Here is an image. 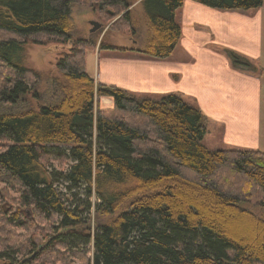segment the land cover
<instances>
[{
	"label": "trees",
	"instance_id": "obj_1",
	"mask_svg": "<svg viewBox=\"0 0 264 264\" xmlns=\"http://www.w3.org/2000/svg\"><path fill=\"white\" fill-rule=\"evenodd\" d=\"M185 1L142 0L150 38L138 52L173 54ZM191 1L221 11L264 8V0ZM75 4L123 14L112 28L136 38L131 0H0V184L19 193L15 210L0 204V264L18 256V264H264V218L243 207L255 201L264 210V152L207 148V117L181 94L139 96L97 82L87 54L98 41L75 36ZM52 43L71 47L56 63L64 81L53 79L47 98L25 49ZM223 54L235 69L257 71L245 56ZM103 98L112 109L101 107ZM54 162L71 164L56 170ZM194 198L213 204L205 211ZM221 214L254 222L258 240L230 232ZM17 228L45 242L17 244Z\"/></svg>",
	"mask_w": 264,
	"mask_h": 264
},
{
	"label": "crops",
	"instance_id": "obj_2",
	"mask_svg": "<svg viewBox=\"0 0 264 264\" xmlns=\"http://www.w3.org/2000/svg\"><path fill=\"white\" fill-rule=\"evenodd\" d=\"M177 22L182 36L169 58L121 46L128 50L105 55L95 80L138 95L181 94L206 115L208 126L225 128L226 143L264 152V76L235 69L219 49L233 48L262 63L264 8L221 11L186 0Z\"/></svg>",
	"mask_w": 264,
	"mask_h": 264
},
{
	"label": "rangeland",
	"instance_id": "obj_3",
	"mask_svg": "<svg viewBox=\"0 0 264 264\" xmlns=\"http://www.w3.org/2000/svg\"><path fill=\"white\" fill-rule=\"evenodd\" d=\"M132 6L130 8L131 13V20L133 25L136 28V38L133 39V35L131 34V31H118L115 27L112 28L113 25H120L122 26V20L121 17L123 14L118 15L114 18L107 17L106 15H100L98 14L92 7L89 6H82L75 4L71 8V17L74 24V33L77 37H83L87 39H95L98 41L96 47H92L88 50L87 54V62L90 69V75H92L93 78L97 77V68L98 65L101 66V61L103 57L107 54H110L111 51L108 48H100V43L103 42L105 45H114V46H133V48H139L143 49L149 38H150V31L147 26V22L144 16V10L142 6V0H131ZM94 21H98L102 23L103 30L97 31L94 33H91L92 25L91 23ZM71 44H49L48 46H40V45H28L25 49V63L37 70L40 75L41 79L38 83V89L42 93H46L47 98L52 97V90L53 87L51 86L53 79H59L61 81H64V77L59 72V70L56 68V63L58 59L62 56L63 53L68 52L70 50ZM126 48V47H124ZM220 51L223 53V49H231L240 55L244 56L242 53L238 52L237 50L229 47H219ZM115 53H120L119 51H114ZM113 53V52H111ZM225 55V54H224ZM246 57V56H245ZM248 58V57H246ZM250 60V59H249ZM253 64L256 65L257 71L253 73V75H260L261 77L264 76V60L262 63L250 60ZM138 95V94H137ZM139 96H151V95H140ZM190 102L189 100H187ZM110 102L107 100H104L101 103V107L104 109H112L113 106L110 107ZM190 104H193L190 102ZM35 105V104H34ZM264 106V104H263ZM208 120L206 121V126H208ZM224 127H217V125L208 126L207 128V134L205 135L203 139V144L209 148L210 150H231V149H241L245 150L244 148H239L236 146H233L231 144H228L224 141L222 134L224 133ZM64 148V147H63ZM5 148L0 147V153L4 152ZM71 163H68L64 168H69ZM64 168H61L60 164L58 162H54L51 166V169L56 170H63ZM228 175V174H227ZM64 186H61L63 188ZM0 191H2V194L4 195V199H0V204H4L5 208H11L14 210L16 209V203L13 199L18 198V192H15L12 189H7L5 184H0ZM188 193L189 190H186ZM187 196L188 194L184 191L182 192ZM198 191L195 193L191 192V196L194 197V195H198ZM189 196V195H188ZM187 196V197H188ZM81 199H86V195L82 193L81 196H79ZM200 197V196H199ZM194 200L197 202V204H200L202 208L206 211L208 206H212L213 202L210 203L212 199H202L200 201L199 198H194ZM207 203H204V201ZM92 203H97V198L95 195L91 198ZM207 204V205H206ZM243 207L249 209L251 212H253L258 217L264 218V210L256 205L255 201H249L246 202V204L243 205ZM209 208V209H210ZM93 209L92 213L89 215H86L85 217L88 218V216L93 217ZM218 214V213H217ZM90 217V218H91ZM220 219H223L224 223L227 224V229L230 232H233V234L240 236L244 239H255L258 240V237L256 238V230H255V223L251 220H247L246 218L243 219V217L237 215H223L221 214L219 216ZM89 219V218H88ZM93 224V221L92 223ZM14 233L18 236V240L16 243H20L22 241H26V239H30L33 236L34 241H36L37 244L41 245L45 242V238L43 237L42 233L34 231V230H24L21 228H17L13 230ZM4 237H7L6 235H3ZM22 236V237H19ZM255 237V238H254ZM23 238V240H22ZM16 240V238H15ZM22 259L21 256L12 258L11 260H8V264H18V262ZM74 264H84L83 262H80L79 260H75Z\"/></svg>",
	"mask_w": 264,
	"mask_h": 264
},
{
	"label": "water",
	"instance_id": "obj_4",
	"mask_svg": "<svg viewBox=\"0 0 264 264\" xmlns=\"http://www.w3.org/2000/svg\"><path fill=\"white\" fill-rule=\"evenodd\" d=\"M92 25V29H91V33L97 32V31H102L103 30V25L102 23L98 22V21H94L91 23Z\"/></svg>",
	"mask_w": 264,
	"mask_h": 264
}]
</instances>
